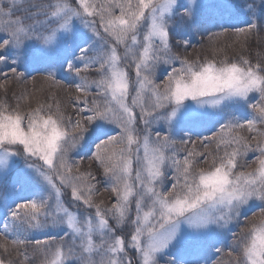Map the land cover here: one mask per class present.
Listing matches in <instances>:
<instances>
[{
	"label": "snow or ice",
	"instance_id": "6c2138e0",
	"mask_svg": "<svg viewBox=\"0 0 264 264\" xmlns=\"http://www.w3.org/2000/svg\"><path fill=\"white\" fill-rule=\"evenodd\" d=\"M237 7L232 0H0L7 68L0 76L7 82L35 72L51 86L70 77L74 113L53 94L13 93V104L5 88V238L59 229V238L12 239L33 245L41 264H133L129 248L137 264L164 256L167 264H209L204 253L219 254L220 235L243 216L244 226L231 232L230 264H264V58L179 52ZM247 9L254 19L233 29L238 36L264 27V0ZM205 124L217 130L192 140ZM198 141L204 151L187 148ZM84 149L96 175L80 170ZM249 152L259 153L255 168L240 163ZM101 183L115 197L110 206L94 200ZM25 186L37 191L14 199ZM257 202L259 215L249 219Z\"/></svg>",
	"mask_w": 264,
	"mask_h": 264
},
{
	"label": "trees",
	"instance_id": "16d2710c",
	"mask_svg": "<svg viewBox=\"0 0 264 264\" xmlns=\"http://www.w3.org/2000/svg\"><path fill=\"white\" fill-rule=\"evenodd\" d=\"M35 3H41L43 0H34ZM253 0H232V3L238 5L236 9L231 10L236 16L228 17L227 13H223V20H217V24L215 27L209 26L206 32H197L195 35L190 37L191 39V47L187 49H179L181 55H186L189 59H195L197 56L203 58L205 56H211L214 49H222L220 53L221 56L227 55L229 57H233L236 55L243 54L248 56L255 61L257 58H264V27L253 30L252 33L248 36H244L240 34L239 36L233 31L235 28L246 27V21L249 19H254L251 13L248 12L247 4L252 3ZM256 5H259V1L255 2ZM211 4V3H208ZM21 13L17 12L16 15H20ZM259 15V13H257ZM227 21V23H225ZM221 25L223 27L229 28L228 32H222ZM217 33V35L210 36L208 33ZM244 45L242 48L241 45ZM173 51H177L173 48ZM23 70V69H21ZM7 71V68L0 65V72ZM35 76L36 79L33 80L32 77ZM60 79L66 80L64 86H51L47 81H44L40 78V75L35 72H30L26 75L23 80L12 79L9 78L7 82H5L4 78L0 76V99H3L5 96V88L8 89L7 97L11 103H15V99L13 98V93L16 95H20L21 93L29 92L33 93L37 98L44 100L48 97L49 94H53L57 100L60 101L63 107L68 109L69 114H73L72 109L70 107L69 102V91L67 89V82L71 80V78H65L63 76L59 77ZM93 78V77H89ZM161 78H163L161 76ZM34 84H33V83ZM74 95V90H71ZM87 114V113H85ZM217 129L213 127L211 124H205L195 130L191 139L196 140L197 135L210 136L212 131H216ZM264 131V129H261ZM241 135L250 137L255 135V133H249L247 129L241 130ZM181 137H177L179 140ZM187 139L188 137H183ZM214 146V144H213ZM181 151L183 152L184 146H180ZM187 148L189 150H195L197 152L204 151L203 147L197 142L194 146L192 144H188ZM80 156H84V160L80 163L81 172L91 171L94 175L97 174V166L92 164L91 161L88 160V155L90 153L87 152L86 149L81 150L79 152ZM258 152H249L247 159H241V164L248 165L249 168H255V157L258 156ZM76 158L75 156L73 157ZM91 165V167H90ZM247 170V169H246ZM99 179V176H98ZM98 192L94 196L95 202L99 203L103 201L105 206H110V204L115 200V197L111 192L105 191V185L103 183L97 185ZM37 191L35 188L30 186L22 187L13 193V198H29L34 192ZM67 199V197H66ZM259 203L253 206L252 210L246 213V216L250 219L252 217V212H256L259 215ZM6 217V208L5 202L0 200V258L5 259L6 262L11 261L12 264H41L43 260V256L41 253L35 250L33 245H13L12 239H20L27 237L28 239H43L46 235L61 237L63 233L59 229H46V230H35L31 232H26L21 236H17L13 233L12 236H9L7 239L5 238L4 232V222ZM245 223V217H241V222L239 224H233L231 226L230 231L223 232L219 237L218 247L222 249L219 254L214 253L212 250H207L204 253V256L209 261V264H230L231 257L228 254V249L231 245L232 237L231 232L238 231L239 228L243 227ZM11 232L12 229L9 228ZM59 243V239L57 240ZM69 241H65L67 245ZM3 245L7 246V251H5ZM18 251L26 252L29 259L28 261H24L22 256L18 255ZM132 257H135L133 255ZM167 256L161 258L159 260V264H167ZM135 263V262H133Z\"/></svg>",
	"mask_w": 264,
	"mask_h": 264
},
{
	"label": "rangeland",
	"instance_id": "374dc122",
	"mask_svg": "<svg viewBox=\"0 0 264 264\" xmlns=\"http://www.w3.org/2000/svg\"><path fill=\"white\" fill-rule=\"evenodd\" d=\"M256 1H259V0H256ZM213 2H215V0H206V3H213ZM231 11V10H230ZM230 11L229 12H226L227 13V15H229V16H233L234 15V13H230ZM133 72H134V69H133ZM33 83V82H32ZM34 84V83H33ZM256 167V166H255ZM111 198H112V194H111ZM114 202V201H113ZM125 231H128V229H125ZM173 252H176L177 250L176 249H173L172 250ZM133 255H135V257H132ZM127 256L129 257V258H132V260H133V262H135V263H133V264H137V260H138V256L129 248L128 250H127ZM165 257V256H164ZM161 258H163V257H161ZM160 258V259H161ZM97 259H99V257H97ZM159 259V260H160Z\"/></svg>",
	"mask_w": 264,
	"mask_h": 264
}]
</instances>
